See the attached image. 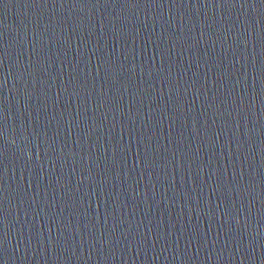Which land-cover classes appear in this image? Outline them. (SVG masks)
<instances>
[{
  "label": "water",
  "instance_id": "95a60500",
  "mask_svg": "<svg viewBox=\"0 0 264 264\" xmlns=\"http://www.w3.org/2000/svg\"><path fill=\"white\" fill-rule=\"evenodd\" d=\"M0 264H264V0H0Z\"/></svg>",
  "mask_w": 264,
  "mask_h": 264
}]
</instances>
